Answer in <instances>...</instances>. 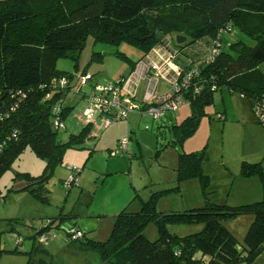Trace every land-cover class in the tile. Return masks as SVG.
Instances as JSON below:
<instances>
[{"label": "trees", "instance_id": "obj_1", "mask_svg": "<svg viewBox=\"0 0 264 264\" xmlns=\"http://www.w3.org/2000/svg\"><path fill=\"white\" fill-rule=\"evenodd\" d=\"M232 29L247 36L253 45L226 40L224 36ZM176 35L186 38L177 46V56L187 49L193 51L197 45L204 46L205 52L202 61L193 68L191 63L179 64L180 77L194 71L190 86L182 93L190 112L179 124L167 126L174 137L168 146L182 143L194 134L214 92L222 88L238 93L254 117V111L264 103V73L258 68L264 63V0H1L0 175L9 169L13 159L30 150L46 161L43 174L38 177L18 174L13 181L17 191L25 190L45 199L42 196L45 183L53 169L62 163L65 152L69 148L81 149L88 139L92 124H84L65 143L56 140L60 128L54 126V108L59 107L60 120L73 109L63 103L71 89L73 73L56 71V60L69 59L76 63L77 69L85 43L91 37L95 43L132 46L142 54L139 63L166 37L172 39ZM217 43L218 54L206 61ZM184 56L188 57L185 52ZM101 57L99 54L97 59ZM137 63L130 62L131 72ZM62 76L68 78L69 84L65 91L57 92L53 86ZM195 88L199 89L198 93ZM148 106L143 104L142 112ZM177 157V182L197 178L204 197L203 207L182 213L158 212L157 198L172 191L164 190L151 194L146 201L141 200L138 211L130 212L127 206L120 210L104 242L89 240L71 221L76 215H59L35 229L34 235L28 238L32 242L28 251L19 250L25 239L13 232L14 249L3 252L26 255V264H51V256L38 240L67 222L69 237L73 232H82L81 238L70 241H80L82 250L94 252L101 264L254 262L264 250V196L256 202L234 207L216 202L213 191L208 190L209 178L202 170L207 160L205 148L178 153ZM240 174L264 178V167L261 163L243 161ZM178 190L179 187L173 189ZM241 215H250L253 220L243 243L239 244L225 223ZM150 223L158 232L154 241L144 234ZM194 223L203 224L202 230L183 236L168 230L172 224ZM9 226L14 231L11 222ZM43 255L48 259L44 260Z\"/></svg>", "mask_w": 264, "mask_h": 264}, {"label": "rangeland", "instance_id": "obj_2", "mask_svg": "<svg viewBox=\"0 0 264 264\" xmlns=\"http://www.w3.org/2000/svg\"><path fill=\"white\" fill-rule=\"evenodd\" d=\"M224 37L253 45V41L237 29ZM184 52L179 54V59L184 64L191 63L193 68L202 61L205 48L197 45L193 51L187 49ZM94 53H100L102 57L92 61ZM141 56V52L126 43L110 46L95 43L89 37L77 69L76 63L69 59L55 61L56 71L74 75L71 89L63 100L65 106L73 109L60 121L63 127L57 132V142L65 143L70 135L78 134L83 128L82 112L94 84L107 88L121 75L128 77L130 62L138 61ZM258 68L264 73V63ZM83 69L93 78L87 86L80 87L77 77ZM144 87L141 84L140 91H145ZM169 88L160 80L157 93H166ZM189 112V103L184 101L176 112L167 113L157 121L147 112L136 111L107 127L98 126L99 121L92 124L83 147L69 148L62 163L53 169L42 192L45 199L36 198L25 190L17 191L13 178L18 174L42 175L46 161L28 149L13 159L9 169L0 175V198L4 200L0 205V264H26V255L3 252L14 249L13 232L25 239L19 250L28 251L32 244L28 238L34 235L35 229L59 215H76L71 221L89 240L104 242L110 236L116 214L126 206L130 212L138 211L141 200L146 201L153 193L172 190L156 200V210L163 214L203 207L204 197L197 178L177 182L178 153L205 148L207 160L202 170L209 178L208 190L213 191L216 202L234 207L260 200L264 196V178L259 175L247 178L240 174L243 161L261 163L264 167V126L254 119L247 102L226 88L214 92L212 102L205 108L206 115L200 119L194 134L182 143L168 146L174 137L167 126L179 124ZM123 140L127 141L125 149L119 147ZM176 187H179L177 192L173 191ZM245 216L252 217H235L226 221L227 226L235 232L240 226L243 231L245 226L241 227L243 223L237 219ZM10 222L14 231H10ZM67 228L69 223L66 222L59 229L46 233L48 240L42 246L51 256V264H101L94 252L82 250L80 241L69 240ZM202 228L201 223L168 226L170 233L179 236L197 233ZM144 234L150 241L156 240V226L148 224ZM43 259L47 260V255H43Z\"/></svg>", "mask_w": 264, "mask_h": 264}, {"label": "built area", "instance_id": "obj_3", "mask_svg": "<svg viewBox=\"0 0 264 264\" xmlns=\"http://www.w3.org/2000/svg\"><path fill=\"white\" fill-rule=\"evenodd\" d=\"M222 33H224L222 31ZM171 37H166L164 42H169ZM219 44L211 50L206 61L213 60L218 54ZM146 73L149 80L148 88L143 99V104L149 105L146 111L153 119L160 120L169 112H175L180 104L183 103V91L190 86V81L194 75V71L180 77V71L178 75L169 82V90L166 93L158 94L153 97L152 102L150 99L154 94L159 79L161 77V67L160 65L148 63L146 66ZM74 76V75H73ZM72 76V77H73ZM92 75L88 73H81L77 77L80 87L87 86L90 81H92ZM181 78V79H180ZM69 84L68 78L62 76L54 84L53 88L57 92L65 91ZM199 89L195 88V93H198ZM120 84L116 81L115 83L109 85L107 88L101 86L98 83L94 84L92 93L88 96L87 106L82 112V118L84 124H96L99 121L98 126L107 127L111 122L125 119L129 113L132 112H142V105L136 103L132 98L133 95H123L120 93ZM24 98V94L21 95ZM59 107L54 108V126L56 129L63 127L60 122V117L58 115ZM254 118L262 126H264V103H262L255 111ZM127 144L126 140L120 142L119 147L125 149ZM76 172V171H75ZM73 179L71 180V182ZM2 199L0 198V204ZM82 237L81 231L73 232L71 236V241ZM48 237L44 236L40 239L41 243L47 242Z\"/></svg>", "mask_w": 264, "mask_h": 264}, {"label": "crops", "instance_id": "obj_4", "mask_svg": "<svg viewBox=\"0 0 264 264\" xmlns=\"http://www.w3.org/2000/svg\"><path fill=\"white\" fill-rule=\"evenodd\" d=\"M1 1V0H0ZM177 47H175L173 38L169 41V42H165L163 41L162 44H159L158 46H156L154 49H152L150 51L149 54H147L144 58L143 61L137 63L140 59H138V61H136L137 64H135V66L131 67L133 68L132 72L130 71L129 68V73H128V77L127 78H123L124 75H121L117 82L120 84V89H121V94L123 95H133V100L138 103L139 100H141V105H143V99L144 96L146 94L147 88H148V78L147 76H149V74L146 73V66L148 63L151 64H156V65H160L161 67V77L160 80H163L164 82L167 83V85L169 86V82L172 81L173 79L172 76L176 77L178 75V71L180 69L179 64H184V62L181 60H179V55L177 56ZM100 53H94L92 54V61L97 59L98 55ZM185 65V64H184ZM81 73H86V70H82ZM159 80V81H160ZM144 84L145 91H140V85ZM159 87V83L157 85V88L154 92V94L152 95L150 102H152L153 97L155 95H158L157 93V89ZM137 98V100H135ZM140 104V103H139ZM240 222L243 223V226H245V229L240 228V226H238V230H233V228H231L230 226L226 225V228L228 229V231L237 239L239 244L243 243L244 237L246 235V227L247 229L249 228L251 222H252V217H240ZM241 264H246V263H241ZM251 264H264V250H262V252L260 253V255L257 257V259L252 262Z\"/></svg>", "mask_w": 264, "mask_h": 264}, {"label": "water", "instance_id": "obj_5", "mask_svg": "<svg viewBox=\"0 0 264 264\" xmlns=\"http://www.w3.org/2000/svg\"><path fill=\"white\" fill-rule=\"evenodd\" d=\"M173 40H174V44H175V46L177 47V46L182 45V44L186 41V38L183 37V36H181V35H176V36L173 38Z\"/></svg>", "mask_w": 264, "mask_h": 264}]
</instances>
